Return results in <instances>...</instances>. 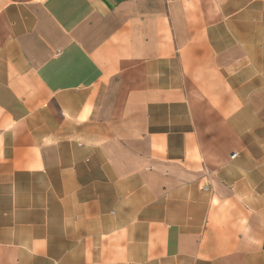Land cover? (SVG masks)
<instances>
[{"label": "crops", "instance_id": "obj_1", "mask_svg": "<svg viewBox=\"0 0 264 264\" xmlns=\"http://www.w3.org/2000/svg\"><path fill=\"white\" fill-rule=\"evenodd\" d=\"M0 264H264V0H0Z\"/></svg>", "mask_w": 264, "mask_h": 264}]
</instances>
